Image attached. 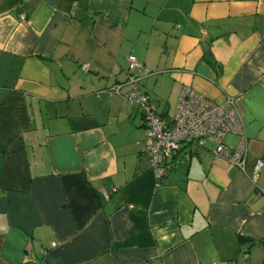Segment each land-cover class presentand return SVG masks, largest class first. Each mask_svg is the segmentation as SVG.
Returning a JSON list of instances; mask_svg holds the SVG:
<instances>
[{"label": "crops", "instance_id": "crops-1", "mask_svg": "<svg viewBox=\"0 0 264 264\" xmlns=\"http://www.w3.org/2000/svg\"><path fill=\"white\" fill-rule=\"evenodd\" d=\"M130 55L164 119L235 100L243 171L182 144L156 181ZM228 263L264 264V0H0V264Z\"/></svg>", "mask_w": 264, "mask_h": 264}, {"label": "built area", "instance_id": "built-area-1", "mask_svg": "<svg viewBox=\"0 0 264 264\" xmlns=\"http://www.w3.org/2000/svg\"><path fill=\"white\" fill-rule=\"evenodd\" d=\"M127 62L126 80L105 89V92L109 97L119 96L141 110L146 129L141 154L149 159L157 182L163 179L168 163L178 154L182 144L202 148L206 143L213 142L216 145L213 151L216 157L244 170L247 155L245 140L241 137L233 148L224 144L226 136H241L243 131L233 98L227 97L223 103L217 104L184 87L175 105L174 116L170 120L164 119L150 106L149 97L139 91L140 79L148 71L132 55L127 57ZM261 168L262 162L256 161L251 176L253 182Z\"/></svg>", "mask_w": 264, "mask_h": 264}, {"label": "rangeland", "instance_id": "rangeland-1", "mask_svg": "<svg viewBox=\"0 0 264 264\" xmlns=\"http://www.w3.org/2000/svg\"><path fill=\"white\" fill-rule=\"evenodd\" d=\"M140 85H141V82H139V87H138V88H139V91L141 92V89H140L141 86H140ZM149 103H150V101H149ZM170 105H171V104H170ZM170 105H169V106H170ZM170 108H171V111H170V112H171V115H172V114H173V112H172V111H173V106L171 105ZM208 146H212V145L208 144Z\"/></svg>", "mask_w": 264, "mask_h": 264}]
</instances>
